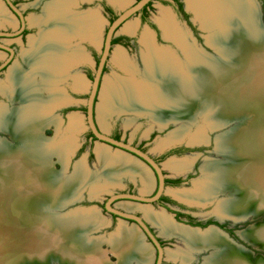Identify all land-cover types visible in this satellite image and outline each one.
Masks as SVG:
<instances>
[{
    "label": "bare ground",
    "instance_id": "bare-ground-1",
    "mask_svg": "<svg viewBox=\"0 0 264 264\" xmlns=\"http://www.w3.org/2000/svg\"><path fill=\"white\" fill-rule=\"evenodd\" d=\"M51 1L45 5L46 8L49 6L47 17L33 18L34 23L44 24L46 27L39 38L30 40L32 49L23 56L27 67L16 63L8 72L9 84H2L0 87L15 105L10 111L0 108L3 129L17 141L15 148L10 142V147L0 144V264H16L13 258L23 251L41 252L50 245L71 258L66 259L73 264H107V251L102 250L100 241H108L120 261H127V255H132L134 251L136 258L147 264L152 257V249L141 244L140 234L135 226L126 227L121 224L109 238H96L93 243L91 238L90 246H85L76 238L83 236L78 228L97 229L108 222L96 212L95 207L77 208L69 211L68 213L77 211L69 216L57 214L55 218L46 214L47 206L62 208L76 200L72 194L78 182L87 179L84 182L89 183L92 180V175L85 171L87 166L84 158L80 159L83 160L81 164L76 163V170L79 169V164L81 172L71 177L70 181L50 180L48 154H56L67 165L76 140L74 137H66L57 141L56 137H50L49 142H53L46 144L42 130L49 123L53 122L57 127L61 123L59 117L52 113L71 99L66 90L60 87L63 82L73 77L75 89L87 87L84 77L73 70L89 57L83 46L72 45L76 38L90 39L97 43L101 26L99 19L102 18L98 10L79 12L72 9L71 4L78 0ZM112 1L121 5L116 0ZM1 3L0 16H3L2 13L6 12ZM254 3L256 4V0H188L189 7L203 18L205 27L210 30L223 27L209 38L212 44L221 47V56L217 58L207 52L196 51L185 39V34L181 32L171 13L163 12L158 22L165 33L171 36L166 38L186 49L189 62L184 66L169 52L152 46L153 35L146 32L143 36L144 44L151 46L156 57L146 59L147 67L153 70L147 77L162 79L153 82L154 84L138 81L136 76H132L134 66L126 60L122 49L117 50L115 60L130 76L118 77L114 84L105 81L101 94L103 101L99 105L100 117L118 109H141L142 113L166 112L170 120L188 115L186 117L193 122L192 111L200 102L206 108L213 106L209 109H212L210 115L214 114L212 121L215 124L213 123V127L210 124V132L242 120L243 115H249L248 121L245 120V124L235 128L231 134L216 137L217 153L224 158L220 151H227L229 158L241 160L240 163L208 162L203 167L206 179L204 183L196 182L190 190L175 191L178 197L187 202L205 205L214 193V186L219 185L226 190V181L230 180L236 185H233V190L229 193L232 192L233 196L237 192L244 194L236 196L235 201H222L224 203L221 202L216 211L219 216H231L235 219L243 217L248 211L243 205L245 200L256 197L264 205V29L260 28L264 26L259 20ZM7 19L13 20L9 17ZM123 29L134 32L136 25L128 22ZM182 67L186 71H180ZM239 109L251 111L243 112ZM252 111L255 112L254 115ZM71 115V128L74 131L81 129L82 122ZM159 120L163 121L161 117ZM184 133L185 136L188 134L181 130L175 132L161 146L179 141ZM204 137L201 133L193 134L189 143L204 141ZM105 145L102 143L96 147L103 171L100 170L101 173L95 176V180L101 177L105 179V185L99 189L93 187V193L106 190L109 183H116L125 174H139L146 188L153 185L147 167L139 163V160L136 161L121 151H111ZM187 166L189 163L186 160L171 159L167 164V167L176 172ZM260 174L263 176L261 181ZM240 186L243 187L242 190ZM125 206L131 208L133 205ZM144 211L147 218L160 226L163 234L175 235L185 240L184 250L169 252L172 258H182L186 262L197 252L196 245L216 243L220 249L204 264H252L251 260L248 261L237 252L230 241L221 236L219 230L198 233L176 225L164 213H156L149 208ZM252 232V236L258 241L264 238V228Z\"/></svg>",
    "mask_w": 264,
    "mask_h": 264
},
{
    "label": "rangeland",
    "instance_id": "rangeland-1",
    "mask_svg": "<svg viewBox=\"0 0 264 264\" xmlns=\"http://www.w3.org/2000/svg\"><path fill=\"white\" fill-rule=\"evenodd\" d=\"M15 1L17 2V6L24 13L25 18H26V23L30 27L28 30V35L26 37L18 36V38H13L14 36H11V37L0 36V42H2V43L6 42V43L10 44L8 46L12 47L16 51L15 59H12L8 63L6 68L0 70L1 71L0 72V87L2 84L3 85L9 84L7 75H8L9 70L11 69L10 67L12 65H14L15 63H19L22 67H25V68L27 67V65L25 64L23 56H24L25 52H29V49L30 50L32 49L31 44H30V40L32 38H37V37L39 38L41 36V34L43 33V30L46 27L44 24L34 23L33 21L35 18L47 17L49 6L47 5V8H46L45 5L47 2H49L51 0H15ZM54 1H51V3H53ZM108 1L111 3L110 0H108ZM116 1L120 2L121 5L119 3H117L114 7L116 8V10L118 12L121 13L124 9H126L127 7L132 5L136 0H116ZM1 2H2V0H1ZM184 3L186 5V7L188 6V8H190L188 5V0H184ZM2 4H3V2L1 3V5ZM85 5H87V4H85ZM97 7H100L98 3L93 4V5L88 4L87 6L82 7V9L83 10H85V9H87V10L88 9H96ZM3 8H4V11L6 13H2L3 16H0V31H4V32L16 31V29L19 26L18 19L12 13H8L9 10H7L5 5ZM255 8L258 12L259 20H260L261 24L264 26V0H257L256 4H255ZM165 11H168L169 13H171V15L174 18V21L176 22V24H178V27L181 29V32L183 34H185V36H184L185 39L187 40V42L190 45H192L193 48L196 49V51L207 52L208 54H210V56H213L214 58H217L218 56H220L219 49L221 47L218 45L212 44L209 41V38L211 36H214V34L219 32L220 29H222L223 27H215L213 29L211 28V30L208 29V27L204 26L203 18L201 16H199V14L197 12H195L194 10L193 11L196 13V15L193 14L191 11H190V13H191V20H192L193 24L195 25V27H193V28L188 27L184 21H181L175 17V15L173 13L172 6L167 4V3L162 2V0H156L154 2V5L152 7H150V19L153 21L154 24H156L158 26V23H159L158 18L161 17L162 13ZM101 13H102V11H101ZM7 17H9L10 19H13V20H8ZM99 20L101 22V26H100L99 31H98L99 40L97 41V43H94V42L92 43L89 40H80V39L76 38L77 40H75V42L72 45V47L75 44L76 45L79 44L80 46H83L86 50V53L90 54V56H91L90 57L87 55L89 57V59L82 62L83 64H80L77 68H75L73 70L74 72H77L84 77V79L86 80L87 87L84 89H81V90L75 89L73 77H70V78H68V80L63 82L60 85V87H62L66 90V93L69 95V97L71 99L68 102V104L66 103L67 105H65L61 108H59L60 107L59 106L58 107L59 109L57 108L56 109L57 111L55 110L52 113L55 117H57V118L59 117V119L61 120L60 121L61 123H60L59 127H57V125H55L53 122L49 123L48 125H46L47 127L46 126L43 127V130H42L43 137L46 138V139L44 138L46 144L53 142V141L49 142L48 138H50V137H56L55 139L57 141L61 140L62 138H66V137H72V138L74 137L76 140V142H75L76 146L74 145V147L72 148L73 152L70 151L71 154H70L69 159H71V161H70L68 168H65L64 163L59 160V158L56 154L50 155V159L52 160L51 162L53 163V168H54V173L50 174L51 175L50 180L54 179V180L59 181V180L63 179V181L65 180L66 182L70 181L71 177H73V176L75 177L81 172V170H79V169H81L79 164L82 163L83 160H80L82 158H85L84 164L87 166L85 171H87L88 174L92 175L91 182H89V183L84 182L87 179H85L82 182L80 181V183L78 182L74 191H73V194H72L73 199H75V198L77 199L78 197L81 196V194H83V197H82L83 201L85 202V200H87L86 202H88V205H81V202H82L81 201V202H75V204H70L67 207L63 206L64 208L63 207L62 208H59V207H54V208L52 207L51 208V206H47L46 207V214L51 215L54 218L58 216L57 214H64V215L67 214L66 216H69V214H73L77 211L70 212V213H68V212L75 210L77 208H81V207L91 208L92 207L91 202L94 199L93 194H95L92 191L93 187L99 189V188H104L103 185H105V182H103V180H105V179H103L102 177H101V179L99 178L100 180L99 179L95 180V176L97 175V173H99L100 170L103 171V168L101 167V163H99V165L97 167V164H98L97 158L95 156H91L88 158L90 151H91V154H92L93 149L96 151V147L98 146V144L100 142L97 140L95 142V144H92L91 138H90V130L88 128V123H87V118H86V113H87L86 102H87V99L89 96L90 85H91V82L94 78L96 63L98 62V59L101 56L104 37H105L107 29L109 27V20L105 14L103 15V13H102V18H100ZM128 22L134 23L136 25V30L134 32H128V31L123 29L125 24ZM126 23L121 26L122 29L120 28L118 30V37H121V36L128 37L129 44H128V46H124L121 43H117V44L113 45L112 51L109 55V60L107 63L106 71L104 72L103 84L105 81H109L110 83L114 84L116 82V80L118 79V77L119 78H124V77L126 78V77L130 76L129 72H127V70L125 68H123L115 60V53L117 50H120V49L123 50V53L125 54V58H126V60H128L130 65L134 66V71H133L132 76H134V77L136 76V79L138 78L137 79L138 81L140 80V82H142L144 80L143 82L146 81V82L153 83L155 81L157 82L159 79H162L159 77H157V78L147 77V76L151 75L153 70L150 69L149 67H147L146 59H156V57H155V55H153L152 50L150 49L151 46H146L144 44V41H143L144 37L143 36L146 34V32H150L153 35L152 36V38H153L152 46H154L155 48L159 47L161 50H165V51L169 52V54H172V56H174L184 66L187 64V62H189V57L186 56V49L183 46H181V48H180L179 46L176 45V43L172 39L166 38V37L171 38V36H169L168 33H165V31L162 27L161 28L163 30L160 27H157V29L159 31V39H158L157 30L154 29L153 27H149L148 24H141L139 15H134ZM30 36H31V38L29 39ZM28 39H29V41H28ZM75 47H77V46H75ZM7 55L8 54L6 52H3L0 50V63L1 64L5 61ZM142 60L144 61V64H143ZM213 60H215V59H213ZM183 67L180 68V71H186V68H183ZM192 74H194V73H192ZM102 88H103V85H102ZM101 94H102V90H101ZM102 101H103V97H102V95H100V97L97 100L98 111L96 113V116L98 118V122H99L102 130H104V132L107 135H110L113 132H118V133H120L122 138L126 139L130 144L144 145V147L147 149V152L149 154H153V155L158 154L160 148L163 147V146H161V143L163 141H165L166 139H168L169 137H171V135L174 134L175 132H178L181 130V132L185 131L186 133H188L186 136L184 133V135H183L184 138L183 137L180 138L179 141L173 142V144L174 145H181V144L185 145L186 144V145H189L192 148V150L189 153L181 155L179 157L174 156L177 159H175L174 157L171 158L173 160H182V161L186 160V161H188L189 166H187L181 172L189 171V172L197 173V175H194L193 178L189 181V183L186 186L184 185V187L181 188L183 190L192 189L195 186L196 182H203L204 183L206 181L205 176H204V172H203V167L206 163H208V162L217 163L218 162L219 164H226L227 162H230L232 164V163H240V161H241V160H234V158H229L228 152L227 151H220L219 146L217 145V149L221 153H223L222 155L224 156V158L221 157L220 154H218L216 151V137H217V135H219L223 132L230 131L232 128H236V127L239 128L240 127L239 125H241V126L244 125L245 124L244 119L241 122L229 124V125L225 126V128H223V129H218V130L210 132V124L212 127H213V123L215 124V122L212 121L214 114L210 115L212 112V109H209V108H212L213 106L206 108L205 106H202L200 102H198L197 106L195 107V110L192 111L193 115H194V121L192 122L190 120V118L186 117L188 115H186V116L182 115L185 117L180 118L178 120H174V119L170 120V119H168L166 112L153 111V112H149V113H147V112L142 113L141 109H139V111H137L136 109L135 110L134 109H131V110H120V109H118L117 111L116 110L112 111L109 114L106 113L103 115V117H100L99 105L101 104ZM14 106L15 105L12 103V101L7 96V94L4 92V90L0 88V108L2 107L4 109L10 111L14 108ZM120 111H122V112H120ZM213 113H214V111H213ZM71 114H73L74 117H76L78 120H80L82 122L81 129L74 131L71 128V123H70L71 117H72ZM153 117H155V118H153ZM160 117L163 120L162 122H161V120H159ZM166 123H167V125H163ZM181 125L186 126L187 128L182 127ZM160 126H163V127H160ZM57 129H58V133H57ZM175 129H177L178 131ZM189 133H191V134H189ZM197 133L204 134L206 139L204 137V139H205L204 141L189 143V140L191 139L190 137L193 134L195 135ZM223 136H227V135L222 134L221 137H223ZM221 137L218 141L219 145L221 143ZM9 142L12 143L13 148H15L14 146L17 144V141L14 139V136L11 133H9L5 128L3 129V127H2V129H0V144L3 143V144H6L8 147H10L12 145ZM70 149H71V147H70ZM171 159H169L168 161L166 160V161L162 162V164H164L163 166L167 169L166 173L170 176L174 175V174H180L181 172L173 171L172 169L167 167V164L169 163V161ZM232 159L234 161H232ZM77 162H79V164L77 165L79 167V169L76 170V163ZM68 163H67V165H68ZM187 168H189V169H187ZM75 170H76V172H75ZM149 171L150 170H148V172ZM0 173H1V170H0ZM149 174H150V172H149ZM150 176H151V174H150ZM111 177H113V176H111ZM262 177L263 176L260 174L259 181L262 180ZM100 181H101V183L99 185ZM93 182L94 183L98 182V183L94 185ZM210 184H212V181ZM233 185H234V183H230V182L226 183V186L228 187V188H226V190L221 189L219 185H215L214 186L215 190H214V193L212 194V197L210 198V201L208 203H206L205 205H200V204L196 203V205H198V206H195L194 207L195 209H192V212H194V214L197 216L199 215V216H206V217H216L217 219H220L223 222L228 221L229 225L236 229V232H237L236 238L233 236H230V235H228L229 238H226L225 234L219 230L218 232H220L221 236L225 237L228 241H230L232 243L231 245H233L235 247L237 252L239 254H242V256L244 258H246L248 261L251 260L250 262L252 264L253 263L260 264L261 262L264 263V238L261 239L260 241H258L257 239H255L252 236V234H253L252 231H254L255 229L256 230H260V229L262 230L264 228V205L260 204V202L258 201L260 199H256V197H255L254 199L250 198L247 201L245 200V204H243V205L245 208L248 209V211L245 212V215H243V217H237L236 219L231 217V216H219V214L216 211V207L220 206L219 204L222 201H225V202L226 201L228 202L230 200L235 201L236 196L238 197V195L241 196L242 194H244L242 192H241V194L238 192L234 196H233L232 192H230V193H232V194H230L229 191L233 190V187H231ZM141 187L142 186L138 185L135 188L140 190V191L149 190V188H146V187L141 188ZM242 189H243V187L240 186V190H242ZM109 190H111L110 192H112V189H109ZM78 194H80V195H78ZM98 195H100V194H98ZM106 197H107V194L102 195L98 199L104 201ZM248 198H246V199H248ZM222 203H224V202H222ZM158 210H156V211H158ZM96 212H98V211L96 210ZM158 212H160V211H158ZM98 214L102 217V215L99 212H98ZM104 215L109 216L108 213H104ZM59 217H61V216H59ZM62 217H65V216H62ZM104 219H106V217ZM53 220H55V219H53ZM105 225H107V224H105ZM105 225L99 226V227L101 228V227H104ZM123 225L126 227H131V226L126 225V224H123ZM154 226H155L157 233L161 234L164 241L166 242L164 245L165 249H166V253H165L166 262L167 263H169V262L170 263H176V264H179L182 262L185 263L184 261H181L182 258L172 259V257L169 255V252H174L177 250H184L186 248L185 240L182 237H178L175 235L174 236H167L166 234H163L160 230V226L157 223H155ZM179 226H182V227L189 229V230H192V231H197L198 233H204V232H207L208 230H218L217 227H215V228H213V227L208 228L207 227V229H201L198 231V230L193 229L192 226L188 227V226H185V224L183 225L181 223L179 224ZM105 228H103V230H100V232H98V235L93 233L90 236L91 237H97V236L99 237L100 236L99 238H101V237L107 236L110 233H111L110 234V236H111L115 231V230H111L110 228H108V229L107 228L105 229ZM97 229H99V228H97ZM224 232L226 234H228L226 231H224ZM85 235L83 234V236L80 235L79 237H84ZM244 236H246V237H244ZM91 237H89V239H91ZM109 237H106V238H109ZM82 239H84V238H82ZM139 240H140L141 244L143 243L144 245H146L150 249H152V246L150 245V243L145 242L141 236H140ZM86 242H90V240L89 241L86 240ZM100 242L102 243V241H100ZM102 247H103V244H102ZM196 248L198 250H197V252H195L193 259H191L192 258L191 257L190 258L191 260L188 261L189 264H204L208 258H210L211 256L213 257V254H215V252L220 249V246L216 243H214V244H204L203 243V244L196 245ZM47 249H48V253L45 254L44 257L43 256L42 257L37 256L40 254H37L34 256H24V255H27V254H25V252H27V250H26L24 253L21 254L18 262H19V264H63L60 261V258H61L60 256H62V252H59L58 248L56 249L55 247L50 245L49 248L47 247ZM103 249H104V251L109 250L111 252L112 247L106 243V245H105V247H103ZM151 252H152V257H151L149 263H147V264H150L152 262V259H154V257H155V252L153 250H151ZM131 254L132 255H127V261L125 259L123 261H120V259H119V263L120 264H129L127 262L135 259L137 261V263H139V264H146V263L140 262L139 259L136 258L137 255L134 251H132ZM14 259L15 258H13V261H15ZM65 260H66V262L64 264H73L70 262V260H68V259H65ZM117 260H116V262H117Z\"/></svg>",
    "mask_w": 264,
    "mask_h": 264
},
{
    "label": "flooded vegetation",
    "instance_id": "flooded-vegetation-1",
    "mask_svg": "<svg viewBox=\"0 0 264 264\" xmlns=\"http://www.w3.org/2000/svg\"><path fill=\"white\" fill-rule=\"evenodd\" d=\"M136 1H139V0H136ZM155 1L156 0H151L148 3L149 5L147 4L144 7L145 9L144 8L141 9L136 15L140 16V23L141 24H148L149 27H153L154 29L157 30V37L159 39V31H158L157 27H161V26L158 22H157L158 23V26H157L150 19V7H152L154 5ZM162 2L167 3V4L172 6L173 13H174L176 18H178L181 21H184L188 27H191V28L195 27V25L193 24V22L191 20L190 11L195 15H196V13L193 11V9L188 8V6L186 7L184 0H162ZM13 3L15 5H17V2L15 0H13ZM96 3L99 4L103 15L105 14L106 17L108 18L109 25L113 22L112 21V13L108 10L109 6L112 7L113 11L116 14H118V16H119L120 12H118L116 10V8L108 0H95V1H93V3H84L81 5V9H82V7L87 6L88 4L93 5ZM85 4H87V5H85ZM13 14L19 21V26L16 29V30H18L21 27V22H20L18 15L15 12H13ZM25 27L26 28L19 35H16L13 38H18V36L26 37L28 35V30H29L30 26L26 23ZM116 37H118V35ZM121 37L122 38L118 43H121L124 46H128V44H129L128 37H126V36H121ZM30 38H31V36L29 37V39ZM29 39H28V41H29ZM75 40H77V39H75ZM75 40L73 41V43L75 42ZM87 40L92 42V40H90V39H87ZM3 44H5L7 46L10 45L6 42H3ZM113 45H115V44H113ZM74 46H76V45H74ZM0 50L3 52H6L8 54L6 58H8L11 54L8 50L2 49V48H0ZM85 53H86V50H85ZM15 55H16V51L14 49V54H13L12 59H15V57H16ZM87 55L90 56V54H87ZM14 65H12V66H14ZM90 132H91V130H90ZM109 136L116 139V140L123 141L125 143H129L126 139H123L122 136L120 135V133H118V132H113ZM90 138H91L92 144H95V142L98 140L94 135L90 136ZM131 145L137 147L138 149L142 150L143 152L148 153L147 149L144 147V145H138V144H131ZM107 146L110 148L111 151H114V152H116V151L120 152L121 151V153L127 154L128 156L134 158L136 161L139 160L138 161L139 163L145 165L148 168V170H150V172H151L150 174H151V177L153 180V185L151 186V188H149V190L140 191V190L136 189L135 187H137L139 185V186H142L145 188V184L142 181V177L139 174H136L135 176L134 175L132 176L131 174H125V175H122V177L118 178L117 182L114 183L115 185L114 184L111 185V183H109L106 187L107 188L106 190H102V191L97 192L100 195L93 194L94 199L91 202L92 207H95L96 210L102 215L103 218L106 217V220L109 221V223L107 222V225H105L104 227H101L99 229H95V231L92 232L91 234L94 233V234L98 235V232H100V230H103V228H105V227L107 229L110 228L111 230L116 231V230H118V227L120 224H126V225H129L132 227L135 226L138 229L139 234L143 238V240L145 242L150 243V245L152 246V250L155 252V257H154V259H152V262L150 264H156L157 263L158 249L154 245L153 241L148 236V234L140 226L139 222L135 219L124 217L118 213H115L111 210H108L107 209V203L110 201V207L112 209L140 217L149 226L150 230L153 232V234L156 236V238L159 240V242L161 243V245L164 248H165L164 245L166 242L164 241L162 235L157 233L155 226L153 224V220L147 218V216L145 215L144 209L149 208L150 210H152L156 213H164L166 216L170 217V219L176 225H179L181 223V224H185V225L192 226V227L205 228L211 224H216V225H219L230 236H233L236 238V229L234 227L230 226L228 221L220 223L219 219H217L216 217H206V216L195 215L194 212H192V209H195L194 207L198 206V205H196V203H189V202L181 199L180 197H178L175 194V191L183 190L181 188L184 187V185L186 186L189 183V181L193 178V176L197 175V173L189 172V171H183V172L180 171L181 172L180 174H174V175L170 176L166 173L167 169L163 166L164 164H162V162L166 161V160L168 161L169 159L173 158L174 156L179 157L181 155L189 153L192 150V148L189 145H186V144L185 145L184 144L183 145L182 144L181 145H174L172 143V144L167 145L165 147H161L159 150V153L156 155L148 153L161 166L162 171L165 175V179H164L165 180V189H164L163 193L161 194L160 198L156 201H153V202L143 201V200H139V199H132V198L123 197V196L117 197L119 195H125V194L135 195V196L145 197V198L153 197L159 189V176H158L156 170L150 164H148L144 159L139 157L138 155H136L130 151H127L125 149H121L119 147H116L115 145L107 144ZM91 156H95L97 158V161H98V156H97V153L94 149L92 151V154L90 151L88 158ZM175 159H177V158H175ZM98 165H99V161H98L97 167H98ZM189 168H187V169H189ZM103 182H105V181L103 180ZM100 183H101V181L99 182V185H100ZM109 189H112V192H110L111 190H109ZM106 194H107V197L105 198L104 201L98 199L102 195H106ZM82 197H83V194H81V197L79 200H74L73 202H71V204H75V202H81L82 201L81 205H88V202H86L87 200H85V202H84ZM126 204H131L133 206L131 208H127L125 206ZM85 208H87V207H85ZM156 210H158L160 212H158ZM104 213H108L109 216H105ZM110 234H108L105 237H109ZM166 235L167 236H174V235H168V234H166ZM99 237L98 236L97 237H91L92 238L91 243H93V240H96V238H99ZM88 241H89V239H88ZM89 243H88V245L90 246L91 243L90 244ZM106 243L111 246V244L108 243L107 241H102L101 245L103 244V247H105ZM103 247H101L102 250H104ZM106 254L108 256V257H106V259H108L107 263L109 262L110 264H120L119 263V257L112 250H111V252L108 250L106 252ZM172 259H174V258H172ZM191 259H193V258H191ZM191 259H188L185 263H187ZM116 260H117V262H116ZM181 261H182V259H181ZM127 263L139 264V263H137V261L135 259H133L132 261L130 260ZM162 264H176V263H170V262L167 263L166 260H164ZM179 264H181V263H179Z\"/></svg>",
    "mask_w": 264,
    "mask_h": 264
},
{
    "label": "water",
    "instance_id": "water-1",
    "mask_svg": "<svg viewBox=\"0 0 264 264\" xmlns=\"http://www.w3.org/2000/svg\"><path fill=\"white\" fill-rule=\"evenodd\" d=\"M93 1H95V0H78V1L75 2V4L72 3L71 7H72V9L75 8L74 10L79 11V12L98 10L101 13L100 7H97L96 9H88V10L87 9H85V10L81 9V5L82 4H84V3H93ZM110 1H111V4L113 6H115L117 4V3H114L112 0H110ZM150 1L151 0H139V1L134 2L132 5H130L126 9H124L119 14V16L109 25L108 30L106 32V35L104 37L103 47H102V51H101V56H100L99 62L96 63L94 78H93V80L91 82V85H90L89 96H88V99H87V102H86V106H87L86 118H87L88 128L91 130V132L98 139L99 142L104 143L106 145L107 144L115 145L116 147H119L121 149H125L127 151H130V152L138 155L139 157L144 159L148 164H150L156 170V172H157V174L159 176V189H158L157 193L153 197L145 198V197H139V196L129 195V194L119 195L117 197L123 196V197H129V198H132V199H139V200H143V201L153 202V201H156V200H158L160 198L161 194L163 193V191L165 189V180H164L165 179V175H164V173L162 171L161 166L148 153L143 152L142 150L138 149L137 147L131 145L130 143H125L123 141L116 140V139L110 137L109 135H107L106 133H104V130H102V128H101V126H100V124L98 122V118L96 116V113L98 111V102H97V100H98V98L101 95V90H102V85H103L104 69L107 66V63H108V60H109V55H110V53L112 51V47H113L112 41H113L114 37H116L118 35V30L121 28V26L124 25L131 17L136 15L141 9H143ZM0 2H1V0H0ZM2 2L5 5V7L7 8V10H9L8 13H12L13 14V12H15L18 15V17L20 19V22H21V27H20V29L14 31V32L0 31V36L11 37V36L19 35L26 28L25 27L26 26L25 15L21 11V9L18 8V6L13 3V0H2ZM101 15H102V13H101ZM260 28H264V27H260ZM0 48L8 50L11 53L10 56L8 58H6L5 61L0 65V70H2L12 60L13 54H14V49L9 47V46H7V45H5V44H3V43H1V42H0ZM219 54L221 56V53H219ZM67 104H65V105H67ZM65 105H62L59 108L65 106ZM239 111H243V112L247 111V112H249L251 110H249V109H239ZM242 114H244V113H242ZM254 114H255V112H253V115ZM243 116H244V118L242 116L241 117L244 120L247 119V121H248L249 115L246 114V115H243ZM242 120H239L237 122H241ZM233 123H236V122L228 123L227 125L233 124ZM227 125H225V126H227ZM239 126H241V125H239ZM223 128H225V127H223ZM223 128H221V129H223ZM234 129L235 128H232L230 131L223 132L221 134L228 135V134L232 133L234 131ZM221 134H219L217 136L219 137ZM51 154H53V153H49L48 156H47V163H48L47 169L52 174V173H54V168H53V163L51 162L52 160L50 159V155ZM70 161H71V159H69V163H68V165H65V168L69 167ZM232 161H234V160L232 159ZM228 163H230V162H228ZM229 182L233 183L230 180L226 181V183H229ZM234 185H236V184H234ZM231 187H233V186H231ZM76 200H79V199H76ZM70 204L71 203H68L64 207H67ZM81 208H85V207H81ZM107 209L111 210V211H113L115 213H118V214H120V215H122L124 217H128V218H132V219L137 220L139 222L140 226L148 234V236L151 238V240L153 241L154 245L158 249V258H157V263L156 264H162L163 263V261L165 260L166 249L161 245L159 240L156 238V236L150 230L149 226L140 217L132 215V214H129V213H123V212H120L118 210L112 209L110 207V201L107 203ZM219 222L222 223L223 221H221L219 219ZM207 227L208 228L217 227L218 230L222 231L225 234L226 238H229L228 237L229 234H226L219 225L211 224V225H209ZM207 227H205V228L194 227V228L207 229ZM78 229H80L78 231L79 233H81V234L83 233L84 235L85 234L86 235L84 237H78L77 236L76 238L80 239L79 241L82 244H84L85 246H89L88 245L89 242H86V240L88 241L89 237H91L90 234L92 232H94L95 229H93V227L89 228V229L86 228V227H79ZM74 231H76V229H74ZM236 234H237V232H236ZM73 236L75 237V234ZM86 236H87V238H86ZM244 237H246V236H244ZM82 238H84V239H82ZM58 251L62 252V251H60V249H58ZM24 252L25 251H23L22 253H24ZM22 253H20V255L15 257L14 260L16 261V264H19L18 261H19L20 256H21ZM47 253H48V249L46 247V249L44 251H41V252L40 251H30V252L28 251V252H25V254H27V255H24V256H30V255L34 256V255L40 254V255H37V256H41L42 257V256H44ZM62 256H60L61 257L60 261L64 264L66 262L65 259L69 258V257L68 256H64L63 253H62ZM69 259H71V258H69ZM181 264H185V263H181ZM186 264H188V262Z\"/></svg>",
    "mask_w": 264,
    "mask_h": 264
},
{
    "label": "trees",
    "instance_id": "trees-1",
    "mask_svg": "<svg viewBox=\"0 0 264 264\" xmlns=\"http://www.w3.org/2000/svg\"><path fill=\"white\" fill-rule=\"evenodd\" d=\"M149 5V4H148ZM145 9V8H144ZM108 10L112 13V21H114L117 17H118V14H116L114 11H113V9H112V7H108ZM121 38L122 37H115L114 39H113V41H112V43L113 44H116V43H118L120 40H121ZM99 59H100V57H99ZM99 59H98V62H99ZM97 62V63H98ZM106 71V67H105V69H104V72ZM90 136H93V133L92 132H90Z\"/></svg>",
    "mask_w": 264,
    "mask_h": 264
},
{
    "label": "snow or ice",
    "instance_id": "snow-or-ice-1",
    "mask_svg": "<svg viewBox=\"0 0 264 264\" xmlns=\"http://www.w3.org/2000/svg\"><path fill=\"white\" fill-rule=\"evenodd\" d=\"M3 127L2 112H0V129Z\"/></svg>",
    "mask_w": 264,
    "mask_h": 264
},
{
    "label": "crops",
    "instance_id": "crops-1",
    "mask_svg": "<svg viewBox=\"0 0 264 264\" xmlns=\"http://www.w3.org/2000/svg\"><path fill=\"white\" fill-rule=\"evenodd\" d=\"M63 53H64V51H63ZM18 65H19V63H17ZM77 67V66H76ZM100 144H102V143H99V145ZM106 146V145H105ZM107 147V146H106ZM108 149V148H107ZM150 172V171H149ZM99 173H101V172H99ZM99 173H97V175H99ZM151 173V172H150Z\"/></svg>",
    "mask_w": 264,
    "mask_h": 264
}]
</instances>
